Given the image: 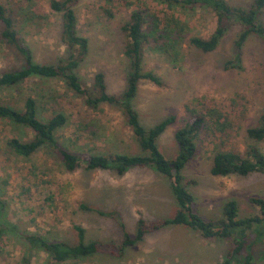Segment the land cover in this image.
<instances>
[{
  "label": "rangeland",
  "instance_id": "1",
  "mask_svg": "<svg viewBox=\"0 0 264 264\" xmlns=\"http://www.w3.org/2000/svg\"><path fill=\"white\" fill-rule=\"evenodd\" d=\"M224 1L247 10L253 0ZM49 2L0 0L5 14L14 20L19 39L41 64H54L66 57L59 37V16L50 11ZM137 6H147L157 14L164 9L143 0L73 1L75 29L87 39V52L76 69L85 88L91 87L92 76L100 72L108 94L117 96L123 91L126 59L121 27ZM172 17L187 22L188 27L176 53L178 61L172 62L170 56L144 47L142 71L152 73L161 84L139 81L132 106L145 129L165 117H174L156 140L166 159L176 155L173 134L189 120L187 110L203 117V127L195 139V155L181 170L182 179L189 181L185 189L193 198V213L205 221L218 220L223 204L234 201L238 218L256 216L258 208L249 198L264 200V175L214 177L209 168L216 152H242L247 145H254L264 154V143L251 141L245 134L264 113V44L250 35L236 50L233 41L241 26L230 24L217 48L202 53L189 46L186 37L207 38L214 29L213 14L200 9L166 11L164 19ZM258 21L264 27V8ZM235 56L239 68H224ZM21 65L13 48L0 39V74ZM27 97L35 100L42 120L57 112L65 116L64 126L54 136L79 161L87 155L139 153L116 108L102 104L97 110L87 109L81 97L69 92L57 79L33 78L0 90V104L7 103L16 109H21ZM31 138L26 128L0 120L3 219L19 233L36 234L68 245L76 243L74 228L80 227L83 241L96 242L99 248L83 260L64 263H54L43 253H32L30 264H219L230 249L229 240H205L184 226L167 225L119 252L123 235L135 236L138 218L150 223L173 217L177 207L166 178L142 168H133L120 176L109 171H86L82 164L68 173L54 152L45 147L22 158L6 145L9 139L26 142ZM251 253L254 264H264V241L254 244ZM23 255L21 240L14 235L0 236V264H22ZM230 264H238L237 259Z\"/></svg>",
  "mask_w": 264,
  "mask_h": 264
},
{
  "label": "trees",
  "instance_id": "2",
  "mask_svg": "<svg viewBox=\"0 0 264 264\" xmlns=\"http://www.w3.org/2000/svg\"><path fill=\"white\" fill-rule=\"evenodd\" d=\"M74 0H50L49 9L58 14L60 21V41L65 46L66 57L54 64L37 63L29 48L18 37L14 20L5 14L0 5V39L12 47L20 58V68L11 69L0 74V90L16 87L29 79L60 80L69 92L81 97L82 104L90 110H97L102 104L116 108L123 116L134 143L139 149L136 155L110 154L87 155L81 161L64 149L55 139L54 133L64 126L65 116L54 113L48 119L39 117L35 100L27 97L21 109H16L7 103L0 104V120H6L13 126L26 128L32 138L23 142L9 139L6 143L9 150L18 157L28 158L41 147L54 152L62 168L72 173L84 166L86 171H109L115 175H123L133 168L155 171L168 181L170 192L176 204V211L169 220L146 223L141 218L136 221V232L133 238L123 235L118 251L133 245L136 241L151 232L167 225L184 226L205 240L222 239L230 241V249L219 264H230L237 259L238 264H254L251 253L252 246L264 241V200L251 197L249 202L258 208L259 214L238 218L234 201H226L221 210V218L205 221L193 213L192 196L185 189L189 181H184L181 170L193 158L196 152L195 139L203 127V117L188 111L189 120L178 128L173 139L177 147L176 155L166 159L159 152L156 140L163 131L173 123L174 117L161 119L151 127L144 128L132 106L139 81L148 80L160 86V81L150 72L142 71L143 48L158 55H168L172 62H177L176 53L188 32L187 22L172 17L164 19L166 11L180 9L208 10L215 19L213 32L205 39L197 36L186 37L187 44L202 53L213 52L227 27L230 24L241 26L240 32L233 41V47L238 50L246 38L255 36L264 44V27L258 18L264 8V0H253L247 10L229 6L224 0H143L151 1L154 6L164 9L157 14L147 6H137L132 10L127 21L122 25L124 36L123 56L126 59L125 87L121 94L110 95L106 91L103 74L95 73L91 79V87L85 88L76 74L80 58L87 52V39L78 35L75 29L76 19L72 9ZM107 3L110 0H104ZM166 10V11H165ZM173 16V15H172ZM233 62V63H232ZM224 68H239L238 56ZM246 137L256 143H264V113L256 119V124L245 130ZM251 173L264 175V154L254 145H247L242 152H216L211 159L209 174L214 177L239 176ZM76 231V243L68 245L63 242L49 241L42 236L31 233H19L14 225L3 219L0 204V236L14 235L21 240L24 247L22 264H30L32 253H43L54 263L80 261L96 254L99 245L96 242H84L83 230ZM252 236L248 238V236Z\"/></svg>",
  "mask_w": 264,
  "mask_h": 264
},
{
  "label": "crops",
  "instance_id": "3",
  "mask_svg": "<svg viewBox=\"0 0 264 264\" xmlns=\"http://www.w3.org/2000/svg\"><path fill=\"white\" fill-rule=\"evenodd\" d=\"M196 234V233H195Z\"/></svg>",
  "mask_w": 264,
  "mask_h": 264
}]
</instances>
